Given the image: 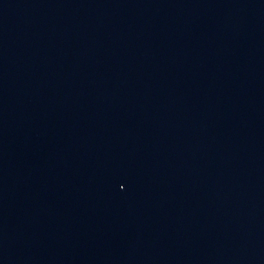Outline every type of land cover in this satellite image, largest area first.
I'll return each mask as SVG.
<instances>
[{
  "label": "water",
  "instance_id": "obj_1",
  "mask_svg": "<svg viewBox=\"0 0 264 264\" xmlns=\"http://www.w3.org/2000/svg\"><path fill=\"white\" fill-rule=\"evenodd\" d=\"M0 264H264V0H0Z\"/></svg>",
  "mask_w": 264,
  "mask_h": 264
}]
</instances>
